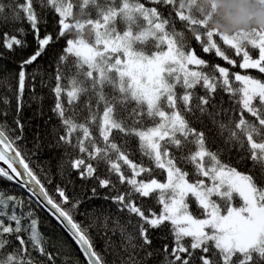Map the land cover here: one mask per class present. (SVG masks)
<instances>
[{
  "label": "snow or ice",
  "instance_id": "1",
  "mask_svg": "<svg viewBox=\"0 0 264 264\" xmlns=\"http://www.w3.org/2000/svg\"><path fill=\"white\" fill-rule=\"evenodd\" d=\"M199 8L200 0H0V24L15 25L3 44L22 53L0 76L5 115L7 93L16 98L15 127L0 121V177L27 194L0 191V264H264V28L221 32ZM47 13L54 34L40 32ZM53 43L56 123L37 125L28 147L21 93L28 69L43 82L39 58ZM197 48L261 75L232 72ZM41 146L68 159L88 197L70 174L50 192L54 177L41 168L42 180L30 163ZM233 152L247 170L224 161ZM95 196L109 203L85 206Z\"/></svg>",
  "mask_w": 264,
  "mask_h": 264
},
{
  "label": "trees",
  "instance_id": "2",
  "mask_svg": "<svg viewBox=\"0 0 264 264\" xmlns=\"http://www.w3.org/2000/svg\"><path fill=\"white\" fill-rule=\"evenodd\" d=\"M235 2L236 0H200V8L199 10L202 12L208 26L212 29L221 31V32H234V31H240V30H247L249 28L254 27H260L264 28V25H256L251 22L252 18L249 17V23L247 24H237L233 26H229L230 22L225 16L226 12H230L234 10L235 8ZM258 4L260 7H264V0H258ZM13 27L15 25H9L5 26L3 24H0V53H4L5 57L4 59H0V76H3L6 73L12 72L16 67V60L19 59V57L22 55L19 48L16 49V51H11L7 49L4 44V32H8L10 35L13 33ZM25 28H29V25L27 23L24 24ZM40 32L43 34L45 31L53 32V34L56 31V24L53 20V16L51 13H47L40 25ZM26 40V51L28 54L31 53L36 47V39L34 35L29 32L25 36ZM218 42L222 44V41L219 40L217 37ZM58 44L53 43L50 48L47 50V55L42 56L39 58V62L44 70V77L43 82L41 81L40 76H36L35 79H33V76L31 75L32 69H28L29 75L26 76L25 85L23 88V91L21 93L22 95V107L21 111L19 113L20 118L22 122L25 124V135L28 140V147H31V139L32 134L36 130V126L38 125L40 129H43L45 127V122H48V126L51 127L52 124L56 123L55 116L51 112V108L54 105L55 97L53 92L51 91V87L54 84V81L51 78V74L55 71V65L53 62H51V56L52 53L58 48ZM223 46V44H222ZM227 48V46H223ZM249 49L255 54L258 50L252 49L249 45ZM231 51V50H229ZM197 54L201 55L203 58L211 61L220 63L223 66L229 67L230 71H240L242 74L248 73L260 76L258 70L256 69H241L239 67V64L237 65H231L228 62H225L222 60V58H219L215 55L214 51L205 53L199 48H197ZM233 58L237 59L239 61L240 57L234 56ZM35 67V65H33ZM12 89L17 88V83L15 81H12ZM4 89L3 83H0V92H2ZM199 91V89H198ZM11 99H10V109L7 112V115H5V109L2 102H0V121L7 120L8 125L15 127V124L13 123V118L16 115V98L15 95L12 93V91H9L7 93ZM43 109L45 115L41 116L37 113V109L41 108ZM238 114V110H237ZM51 117V120L48 118ZM21 147L23 148L24 145L22 144ZM139 152L135 154V159L139 161ZM225 162H231L232 166H236L238 170L245 171L247 170V165H240L236 162V153L233 152L231 156L228 154H225L223 157ZM31 166L37 171L38 174L41 175V179H44L43 173H41V168L44 169L45 172H48L50 176H53L52 184H48V188L51 192V189L53 185L56 183L62 181L64 178H66L69 174L71 177L74 178V182L76 185V192H83L84 197H88L90 195V192L86 191L84 188V183L81 181L80 177L76 175V170L71 169L70 164L68 162V159L65 158L63 161L60 160L59 154L54 155L52 151H50L47 147L41 146L40 150L38 152H35V154L31 157ZM61 171H63V176L61 175ZM100 174H104L103 168L100 169ZM127 174V170H126ZM157 178H162V173L159 169H157L154 173ZM140 178H148L146 175L140 177ZM95 180H88L87 181V187L91 188L93 185H95ZM69 188L71 190V185H69ZM123 190V188L121 189ZM0 191H3L5 195H7L9 192L14 193L16 195H21L23 193V190L18 187L16 184L7 181L5 178L0 177ZM105 189L98 188V192L103 193ZM26 197V193H23ZM71 194V191L70 193ZM115 194V193H110ZM24 203L27 204V199L24 200ZM109 202L104 201L102 199V196H95L92 197L90 203H86L85 206L90 207L91 205H101V204H108ZM151 203V202H149ZM234 203H239V198L237 197L234 200ZM189 204L191 210L194 212V214H202L201 210L196 205L194 198L189 199ZM83 210V209H81ZM158 210V206H157ZM40 217V229L46 230L44 221L48 219L47 214L43 211H40L38 213ZM113 239H117L116 236H113ZM167 240H160L157 239L154 241V244L159 247L162 243H167ZM103 243L102 239L97 240V247L100 246V244ZM149 264H153L152 259H149ZM158 264V261H157Z\"/></svg>",
  "mask_w": 264,
  "mask_h": 264
},
{
  "label": "clouds",
  "instance_id": "3",
  "mask_svg": "<svg viewBox=\"0 0 264 264\" xmlns=\"http://www.w3.org/2000/svg\"><path fill=\"white\" fill-rule=\"evenodd\" d=\"M230 22L229 26L251 22L256 25H264V7H260L258 0H236L234 10L225 13Z\"/></svg>",
  "mask_w": 264,
  "mask_h": 264
},
{
  "label": "rangeland",
  "instance_id": "4",
  "mask_svg": "<svg viewBox=\"0 0 264 264\" xmlns=\"http://www.w3.org/2000/svg\"><path fill=\"white\" fill-rule=\"evenodd\" d=\"M242 57H240V59H241Z\"/></svg>",
  "mask_w": 264,
  "mask_h": 264
}]
</instances>
